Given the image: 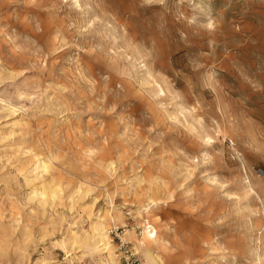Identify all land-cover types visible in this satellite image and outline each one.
Wrapping results in <instances>:
<instances>
[{
  "label": "rangeland",
  "instance_id": "374dc122",
  "mask_svg": "<svg viewBox=\"0 0 264 264\" xmlns=\"http://www.w3.org/2000/svg\"><path fill=\"white\" fill-rule=\"evenodd\" d=\"M16 121L27 134L0 137V264H99L58 243L108 195L128 225L110 233L120 264H143L126 230L145 220L166 264H264V0H0V134ZM37 151L62 189L45 206L33 162L19 170Z\"/></svg>",
  "mask_w": 264,
  "mask_h": 264
},
{
  "label": "bare ground",
  "instance_id": "6f19581e",
  "mask_svg": "<svg viewBox=\"0 0 264 264\" xmlns=\"http://www.w3.org/2000/svg\"><path fill=\"white\" fill-rule=\"evenodd\" d=\"M144 66L147 65L145 64ZM150 73L151 70L148 68L147 74L150 75ZM160 91L163 90L160 89ZM6 106L2 108L6 111L11 110L13 113L15 112L13 108H10V104ZM17 133L23 135L22 137L27 134L26 126L20 121L11 123L6 134H0V137L2 140L9 139L14 137ZM95 150L96 149L88 151L90 154H93L96 153ZM27 153L28 150L22 154L25 155ZM41 157V153L38 151L35 154L30 155L26 163H21V168L19 170L20 172L25 171V167H27V165L30 166L33 162V165L25 172L26 183L33 185L29 200H37L41 206H45L48 204V201L59 198L61 196L62 189L57 183L58 180L56 179L54 173L55 169L52 166V161L47 158L41 159ZM98 159L100 158L98 157ZM241 161L243 162L242 169L245 176L243 182V187H245L244 192L246 195L252 193L260 199L250 180L246 164L247 161H243V159H241ZM99 165L108 173H112L115 170L113 162H103L100 160ZM149 185L150 187L154 186L152 183ZM262 186L264 188V184H262ZM92 191V187L87 185L85 182L76 186L75 191L73 193L71 192L72 194L68 197L72 199L75 194L85 196ZM157 192L159 193L160 189H158ZM108 198L110 200L109 206L106 209H103L95 220H91L88 231H72L69 229L66 237L58 243V246L65 251H68L70 247L73 249L81 247L85 250L86 254H90L92 257L97 256L99 258V264H120V256L117 254L110 233L114 229H120V226L127 228L128 225L121 209H117L114 206V196L108 195ZM95 200L96 198H93L94 202ZM148 201L150 202L145 206L144 210L140 208L136 211L139 215L145 213L149 216L153 208L158 205V201L153 200L151 197H148ZM126 237H129L132 240L134 250L141 254L143 264H166L163 258L166 254V242L161 237L158 225H152L149 220H145L141 238L136 237L130 230H126ZM252 241H255L256 244L251 248V254L254 258L260 259L262 256L261 238L254 237ZM183 263L191 264V261L183 259Z\"/></svg>",
  "mask_w": 264,
  "mask_h": 264
},
{
  "label": "built area",
  "instance_id": "2783aa9c",
  "mask_svg": "<svg viewBox=\"0 0 264 264\" xmlns=\"http://www.w3.org/2000/svg\"><path fill=\"white\" fill-rule=\"evenodd\" d=\"M121 264H141V262L135 253H130L122 257Z\"/></svg>",
  "mask_w": 264,
  "mask_h": 264
}]
</instances>
